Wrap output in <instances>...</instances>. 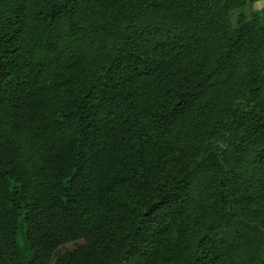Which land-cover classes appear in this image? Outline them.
I'll use <instances>...</instances> for the list:
<instances>
[{
	"label": "trees",
	"instance_id": "obj_1",
	"mask_svg": "<svg viewBox=\"0 0 264 264\" xmlns=\"http://www.w3.org/2000/svg\"><path fill=\"white\" fill-rule=\"evenodd\" d=\"M256 1L0 0V264H264Z\"/></svg>",
	"mask_w": 264,
	"mask_h": 264
},
{
	"label": "rangeland",
	"instance_id": "obj_2",
	"mask_svg": "<svg viewBox=\"0 0 264 264\" xmlns=\"http://www.w3.org/2000/svg\"><path fill=\"white\" fill-rule=\"evenodd\" d=\"M214 1H220L221 2L223 0H214ZM213 4L215 6H218L219 5V2H213ZM262 8H264V0H257L255 2V4H254V9L259 10V9H262ZM197 107H199V103L197 104ZM78 245L79 244H71V245H67V246L61 247L60 249H58L56 251L55 256L60 255V254H63V253L68 252V251H71L75 247H77Z\"/></svg>",
	"mask_w": 264,
	"mask_h": 264
}]
</instances>
